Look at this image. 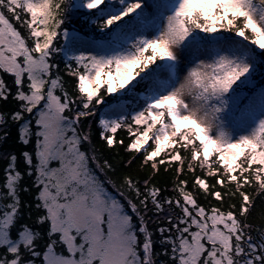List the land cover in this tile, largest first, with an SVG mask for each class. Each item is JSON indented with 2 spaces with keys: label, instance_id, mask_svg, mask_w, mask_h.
Returning a JSON list of instances; mask_svg holds the SVG:
<instances>
[{
  "label": "snow or ice",
  "instance_id": "snow-or-ice-1",
  "mask_svg": "<svg viewBox=\"0 0 264 264\" xmlns=\"http://www.w3.org/2000/svg\"><path fill=\"white\" fill-rule=\"evenodd\" d=\"M261 68L264 0H0V264H264Z\"/></svg>",
  "mask_w": 264,
  "mask_h": 264
},
{
  "label": "trees",
  "instance_id": "trees-1",
  "mask_svg": "<svg viewBox=\"0 0 264 264\" xmlns=\"http://www.w3.org/2000/svg\"><path fill=\"white\" fill-rule=\"evenodd\" d=\"M149 3H151V0H149ZM79 19H80L79 17L71 18L72 22L70 26L72 29L78 30L81 27L80 23L78 22ZM89 36L97 40L101 39L99 34L95 31L90 32ZM148 54H150V52L146 53V55ZM60 67L63 69L64 65L61 64ZM261 72H264V68H261ZM257 79H259V77H257ZM102 92H103V89H102ZM82 124L86 129L90 128L91 133H92L93 145L99 150V152L103 153L106 157L111 159L113 162V165L116 168L115 172L108 173V177H107L108 180L118 181V178L121 172H129L134 178H137V179L148 177L151 175L149 169L140 167L139 161H137L136 164L132 165L130 168L124 167L121 162L127 161V159L129 158V154L126 153L124 149L120 147L119 144H117L112 149H108L106 145H104V143L100 140L99 135H98L99 129L95 126L94 122H92L91 120L82 121ZM120 139H124L125 143L128 142L126 131L124 130L118 131L116 135V140L119 141ZM14 145H15V131L13 130L12 138L7 142V144L3 145V147H0V151H6L12 148ZM3 167H4V161L0 160V169H2ZM173 178L174 177L172 173H165L164 170L161 169L160 174L155 177V180L153 181V183L157 184L160 187H170L171 181ZM109 190L110 191L112 190L110 185H109ZM249 191L250 193L254 195L252 189H249ZM153 219L155 220V217H153ZM250 221L255 224L264 223V199H260L256 202V208L250 217ZM157 251H159V248H157Z\"/></svg>",
  "mask_w": 264,
  "mask_h": 264
},
{
  "label": "rangeland",
  "instance_id": "rangeland-1",
  "mask_svg": "<svg viewBox=\"0 0 264 264\" xmlns=\"http://www.w3.org/2000/svg\"><path fill=\"white\" fill-rule=\"evenodd\" d=\"M73 53L69 52L68 55H72ZM240 134V133H237V135Z\"/></svg>",
  "mask_w": 264,
  "mask_h": 264
}]
</instances>
